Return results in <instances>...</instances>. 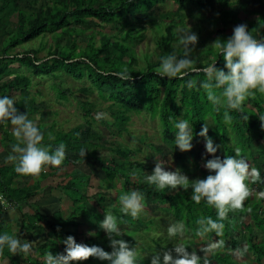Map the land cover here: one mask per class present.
Returning a JSON list of instances; mask_svg holds the SVG:
<instances>
[{
  "label": "trees",
  "instance_id": "obj_1",
  "mask_svg": "<svg viewBox=\"0 0 264 264\" xmlns=\"http://www.w3.org/2000/svg\"><path fill=\"white\" fill-rule=\"evenodd\" d=\"M259 1L262 13H254L249 9L252 0H234V2L231 0H0V41L3 37L7 38L6 44L0 48V96H7L9 93L23 96L30 89L33 77L53 79L55 82L57 74L62 73L76 82H86L101 100L109 102L107 111L112 122L104 120L97 122L90 110L95 105L84 104L83 106L90 107L87 112L82 109L85 124H88L89 120L101 123L110 131L112 137L121 138L127 131L132 115L147 113L152 119L156 118L159 121L161 132V144H159L161 146L149 147L157 155L164 150L168 151L170 156L180 163L181 168L185 169L186 152H181L175 147L176 130L173 122L177 119L189 120L193 128V141L199 143L202 141L204 143V138L196 134L206 123L209 127L208 136L215 144L220 145L219 153L222 154V159L228 155H235V150L239 149L240 155L250 162L252 168L259 170L262 164V159L259 157L264 156V127L261 126L257 116L264 115V94L257 93L248 98L239 112L230 111L232 120L225 124L222 119L223 110L217 112L207 100L204 90L199 87V82L206 78L202 71L191 73L183 80L160 77L157 74L161 56L173 51L178 57L183 56V48L177 42L176 30L187 27L185 18L193 21L194 31L200 36L192 53L195 55L193 66L196 68H203L211 63L223 68V58L211 43L218 36L227 39L230 36L226 35L229 27L244 23L254 38L264 40V2ZM214 2L219 4V8L212 13V17H215L212 23L214 30L209 33L206 31L208 35L202 38L203 30L211 27L210 17L204 18V16ZM233 6L237 9L234 10ZM240 14L243 19L240 18ZM11 16L15 19L14 22L9 21ZM202 26H206L207 29ZM92 27L109 28L113 32L107 34L95 31ZM146 31L157 35L156 48L152 53L141 57V60L145 61V68H141L137 64L138 60L133 49L144 43ZM212 34H216L217 37L211 38ZM46 35H52L55 42L53 48L44 43ZM37 39L40 40L38 46L26 48L29 42ZM79 41L85 42V47L79 46ZM172 45L176 48L172 49L170 47ZM42 51H46L44 58L38 56ZM15 63L20 68L12 69L11 66ZM124 69H127L131 75L130 80H122L115 75ZM189 79L196 82L192 89L186 86ZM54 89L58 97L66 99L64 91H59L55 87ZM80 91L85 93L84 90ZM35 103L34 98L21 99L14 106L20 108L22 113H26L29 119H33L38 112ZM85 124H80L68 132H53V127L44 134L42 143L53 149L59 143H63L65 150L70 152H80L81 148H84L86 154L78 161L92 160L100 165L105 181L113 190L115 189L114 194L110 197L106 196L110 202L106 206L102 205V209L117 217L120 229L123 226L128 227L129 222L134 221L131 226L135 232L133 229L131 234L121 230V238L128 241L130 246L136 247L139 264H149L156 252L169 250L177 242L183 243L188 251L215 245L216 249L207 254L210 264H245L233 258V254L236 253L242 256L252 255L257 264L260 263V259H264V239L261 243L258 242L255 234V229L264 234V219L259 216L264 199H255L256 196H251L245 200L240 209L230 211L222 221L223 229L220 235L215 231H209L197 236L200 227L196 223L197 219L210 216L216 220L215 209L203 200L199 204L192 201L190 186L187 190H172L157 189L154 185L148 184L145 179V169L141 165L129 163L128 154L119 143H114L109 150L111 156L118 158V161L114 158L100 160L98 151L103 150V147L91 143L93 140L97 141V136L92 135L91 140L82 139L83 136L86 137L82 134ZM5 125L6 123L0 124V146H8L11 149V145L16 140L11 133H3L6 129ZM49 132H53V140L47 139ZM203 148L205 149L204 144ZM68 163L69 160L65 157L62 165ZM49 170L53 174L57 171L52 167ZM16 174L14 165L0 166V201L19 210L23 206L21 204L27 206L32 200L35 203V200L40 198L43 192L41 187L39 188L41 181L46 178L50 181L55 179L53 174L41 171L36 178L38 181H34L33 184L22 182L21 187L11 186L10 183L16 179ZM260 175L264 179V174L260 172ZM206 176L207 174L203 173L200 178ZM23 177L33 180L31 176ZM65 177L57 182H50L46 188L50 191H60L70 203L67 216L62 213L65 208L46 218L38 211H33V205L32 214L27 213L22 216L33 219L32 224L25 227L31 230V232L25 230L29 236L36 228L42 229L43 233L50 231L53 235V238L45 239L32 248L31 254L24 255L27 264H43V257L49 252L53 255L63 253L65 245L62 241L69 235L73 236L77 243L96 245L105 251H111L109 240L107 236H103L99 227V222L104 216L92 215L86 208L88 200L84 193L89 186L88 178L82 177L74 182L72 179L75 177ZM256 185L264 191V183L251 182V186ZM132 190L142 193L143 204L149 202L156 211L160 209L165 214L171 215L172 221H168L167 225L181 222L185 229L183 235L178 239L175 238V242L171 245L164 241V238L146 239L142 236L143 233H148L150 228L156 230L159 224L157 219L146 221L142 218L133 219L120 212V196ZM101 202L105 203L104 198ZM7 208L0 203V212ZM39 224L43 226H38ZM82 224L88 227L93 237L79 241L77 233H71L66 229H77ZM148 241L151 244L147 243ZM0 254L9 258L10 264H19L15 259L10 258L11 252L7 248L0 251ZM199 255L202 256L203 253ZM73 264H109V262L89 257L85 261L73 262Z\"/></svg>",
  "mask_w": 264,
  "mask_h": 264
},
{
  "label": "clouds",
  "instance_id": "obj_2",
  "mask_svg": "<svg viewBox=\"0 0 264 264\" xmlns=\"http://www.w3.org/2000/svg\"><path fill=\"white\" fill-rule=\"evenodd\" d=\"M176 32L178 45L183 48V56L178 57L175 51L161 56L157 74L160 77L183 80L191 73L202 71L206 78L199 82V87L204 90L207 100L217 112L223 110L222 119L225 124L232 120L230 111L239 112L248 98L257 93L264 94V40L254 38L246 24L236 25L227 39L217 38L211 43L223 58V68L216 67L214 63L203 68L194 67L192 53L198 41L197 34L189 26L177 29ZM115 75L122 80L132 78L127 69ZM195 85L196 82L191 79L186 84L189 89ZM14 105L12 97L0 96V124H11L12 135L16 140L11 145L12 154L7 157L9 161L15 162L14 171L22 176L36 177L46 166H60L65 159V145L59 143L54 149L44 145L43 132L26 113H20ZM107 115L106 112L100 111L95 114V119L105 120ZM257 117L264 127V115ZM173 127L176 130L175 147L181 152L190 151L194 138L192 124L187 119H177L173 122ZM208 129V125L204 123L196 134L204 138L205 151L212 155V158L207 159L203 165L210 173L205 178L189 181L179 169L166 170V162L160 159L156 160L152 173L145 176L147 183L157 189L187 190L190 186L192 201L199 204L203 200L215 209L216 220L210 216L197 219L196 223L200 226L197 236L209 231H215L220 235L223 229L222 221L230 211L240 209L245 200L254 194L259 199H264L263 189H258L259 185L251 186V182L264 183L260 171L250 167L248 161L240 155L239 149L235 150V155H228L223 159L214 155L220 145L215 144L208 136ZM51 138L49 135V139ZM85 154L86 150L81 148L79 155L84 158ZM246 181H251L249 186ZM119 203L120 212L133 219L138 218L144 211L143 195L135 190L122 194ZM263 207L264 205L262 209ZM259 216L264 219L261 210ZM99 227L109 240L110 252L96 245L77 243L74 237L69 235L62 241L65 245L64 252L55 255L51 252L45 254L43 264H73L85 261L89 257L108 261L109 264H139L137 249L121 238L122 232L115 215L105 212ZM184 230L181 222H175L168 226L167 235L170 239H178ZM255 234L258 242H262L264 234L257 232L256 229ZM5 248L14 255H29L32 245L4 232L0 233V251ZM214 248L215 245L205 247L201 256L191 249L188 251L183 243L177 242L169 250L156 252L149 264H201V261L203 264H210L207 254Z\"/></svg>",
  "mask_w": 264,
  "mask_h": 264
},
{
  "label": "rangeland",
  "instance_id": "obj_3",
  "mask_svg": "<svg viewBox=\"0 0 264 264\" xmlns=\"http://www.w3.org/2000/svg\"><path fill=\"white\" fill-rule=\"evenodd\" d=\"M264 2V0H261ZM231 2H234V0H231ZM219 4L214 2L212 5V8L208 11V13L204 16V18L210 17V26L205 28L206 26H202L204 29L202 33V38L203 36H207V32L214 30V26L212 27V23L215 17H212V13L215 9L219 8ZM234 10L237 9L236 6L232 7ZM249 9L253 11L254 13H262V7L260 5L259 0H252ZM240 18L243 19L242 14H240ZM9 21L14 22L15 19L11 18ZM185 25L187 27L189 26L193 32L194 31V24L193 21L185 18ZM168 23V22H166ZM238 25V24H237ZM229 27L226 31V35H231L232 34V29L235 27ZM185 27V28H187ZM216 27V26H215ZM93 30L111 34L113 31L110 30L109 28L105 29H100V28H95L92 27ZM180 29V28H177ZM196 33V32H195ZM197 34V33H196ZM200 35V34H199ZM52 35H46L44 39V43L46 46H55V42L53 38L51 37ZM198 36V35H197ZM87 37V36H86ZM157 35L150 31H146V39L144 40V43L136 46L134 50V54L137 57V64L141 68H145V61L141 60V57H143L145 54H150L152 53L155 48V39ZM216 34H212L211 38H216ZM200 38V36H198ZM217 38H220L221 40L225 39L223 36H218ZM88 39V37H87ZM7 38L3 37L0 41V48L1 46L6 44ZM40 43V40H34L29 42L26 46V48H34L38 46ZM79 46L82 48L85 47L86 43L83 41H79ZM173 49V45L170 46ZM51 48V49H52ZM176 47H174L175 49ZM19 50V49H18ZM14 51H12L13 53ZM201 54L203 55V50L200 51ZM183 55V53H182ZM40 58L46 57V51H42L38 55ZM195 55H192V58H194ZM12 69H17L20 68L19 65L16 63L13 64ZM1 84V83H0ZM89 85L85 82H76L72 80L70 77H68L65 74L58 73L57 74V79L55 82L53 79H37V78H32V85L30 89L23 95L19 96L16 94H8L7 96H10L13 98L14 102H18L21 99L29 100L31 98L35 99V108L38 109L37 114L34 116L33 119H31L36 126L45 134L46 132L49 131V129L54 127L53 132H68L71 129L75 128L76 126L80 124H85V119L83 118V113L82 109H85V111H89L88 106L94 104L95 107L90 109L92 116L95 117V114L97 112L103 111L106 112L107 114L109 113L107 111V105L109 104L108 101H103L99 98L98 94L93 90L88 87ZM55 88H57L59 91H64L65 92V98H60L57 95V92H55ZM84 90V92L80 91ZM84 104L88 105L87 107L83 106ZM18 111L22 113V110L19 108ZM102 121V120H99ZM97 120V122H99ZM104 121H108L109 123L112 122L109 114L107 115V119ZM95 121L89 120L88 124H85L84 130L82 132L83 135H86V137H82L83 140L90 139L92 135L97 136V141H91L92 144H98L99 146L103 147V150L98 151V155L100 160L106 159L110 160L111 158H114L116 161H118V158L111 156L110 149H112L114 143H119L120 146L122 147L123 150H125L128 154L129 163L136 164V165H141L145 169L146 174H150V172L153 171V168L155 166V162L157 159L163 160L166 162V170H176L179 169L184 175H186L189 179L195 180V179H202L200 178L203 173L209 175L210 173L204 168V163L207 159H211L212 155L207 154L205 149L203 148V141L201 143H197L192 141L193 147L190 151H187L186 154V159L184 161L185 169H182L180 166V163H177L175 159H173L169 152L164 150L161 154H155L153 149H151L149 146L153 145V147L156 146H161L160 138H161V132H160V123L159 121L154 118L152 119L147 113H143L141 115H132L131 116V121L127 125V131L125 134L122 135L121 138L118 137H112L110 134V131L106 129L103 124L97 123ZM89 127H91L89 129ZM5 128L3 130V133H11L12 134V129L13 126L6 123ZM49 132L47 134V139L49 138V135L52 137L50 140H53L52 133ZM209 133V130H208ZM91 140V139H90ZM10 150L9 149H3L0 152V163H6L9 165H12L13 161H9L7 157L10 155ZM12 154V153H11ZM216 156H219L222 159V154L219 153V148L217 152L214 154ZM65 157L69 160L68 165L63 166L62 164L57 167L53 166H46L43 168V172L45 173H50L49 168H56L57 171L53 174L55 179L54 180H49V178H46L45 180L40 182L41 189L43 192L40 195V198L35 200V203L33 204V211H38L42 216L46 218H50L53 213L58 211L59 209H65L62 213L64 216H67L69 214L68 207L70 206V203L65 199L63 194L60 191H55L52 190L50 191L48 185H50V182H57L59 179L61 180L62 178H66L65 176H70V177H75L74 182H77L80 178L86 177L88 178L89 181V186L86 189L84 196L87 198L86 202V208L88 212L92 215L98 214V215H103L104 216V211L102 209V205L106 206L110 202V199L106 196H111V194L115 193V189L113 190L112 186L108 184L107 181H105V175L101 170V167L98 163L88 160V161H78L80 158H82L79 155V152H70L65 150ZM260 159H262V164L259 166V170L261 173L264 174V167H263V162H264V156H260ZM260 161V163H261ZM250 165V162H248ZM252 168V165H250ZM36 177H33V180L31 178L25 179L27 183H32L34 180L38 181ZM22 180V179H21ZM25 180H22L24 183ZM29 181V182H28ZM31 181V182H30ZM251 181H246L248 183V186ZM45 188V189H44ZM118 188V187H117ZM250 188V187H249ZM259 189V188H258ZM50 191V192H49ZM109 193V195H106ZM254 196H256L254 194ZM253 196V197H254ZM251 197V196H250ZM104 198L105 203L102 204L101 200ZM255 199H258L256 196ZM144 205V211L143 213L138 217L142 218L145 221L146 220H152V219H157L158 220V228L156 230H153V228H150L148 233H143L142 236H145L146 239H150L153 237L154 239L157 238H164V241H167L169 245H171L172 242H175V238H169L167 235V228L169 225L166 223L168 221H172V218L170 217L171 215L165 214L163 211H160L158 209L157 211L155 210V207L147 202ZM264 205V201L263 204ZM10 210L11 206L5 204ZM156 206V205H155ZM63 207V208H62ZM261 211H262V216H264V207L262 209L261 206ZM32 212V211H31ZM130 217V216H129ZM137 218V219H138ZM29 223H24L23 225L25 227L29 226L32 224L33 219L32 218H27ZM52 221V219H51ZM82 222H85V220H81ZM160 221V222H159ZM131 224H134V221H130L128 227L123 226L121 230H125L127 233L135 232V229L131 226ZM30 228H24V231L29 230ZM133 229V230H132ZM42 229L36 228L34 229L33 233L31 234L32 236L36 235H42L41 239L42 240H49L53 238V235L50 231H45L44 233L41 232ZM67 231H70L71 233L75 232L79 236V241H83L84 239L92 238L93 234L88 231V227L82 224L79 226L77 229L76 228H68L66 229ZM260 232V231H259ZM25 236L28 238L29 235L25 231ZM103 236H106L105 232L102 230ZM259 235V234H258ZM37 237V236H35ZM25 238V237H24ZM147 243L151 244L150 241ZM261 243V242H260ZM140 244V243H139ZM36 247V246H35ZM34 247V248H35ZM216 248H214L215 250ZM191 251H196L197 254L203 253V249H191ZM190 251V252H191ZM233 258L237 261L243 262L245 264H248L249 261L251 263L249 264H257L255 262V258L252 257V255L248 256H242V255H236L233 254ZM259 264H264V259H260Z\"/></svg>",
  "mask_w": 264,
  "mask_h": 264
},
{
  "label": "crops",
  "instance_id": "obj_4",
  "mask_svg": "<svg viewBox=\"0 0 264 264\" xmlns=\"http://www.w3.org/2000/svg\"><path fill=\"white\" fill-rule=\"evenodd\" d=\"M3 149H6V150L9 149L11 152V149L8 146L7 147H1L0 146V152ZM14 163H15L14 161L12 162V165H9L6 163H3V164L0 163V166L10 167V166H13ZM16 176H17L16 179H14L10 183L11 186L21 187V186H23V183H24L22 180L28 179V177H23L20 174H16ZM34 181L31 184H33ZM25 182H26V180H25ZM33 204H34V201L32 200L30 202V204H28L27 206H25V204H21V206L22 205L23 206L20 208V210L15 207V208H10V210H7V209H9V208H7V209H5V211L0 212V233L7 232L8 234H12L16 237L18 236V238H20L22 242H29L32 245V248H34L41 241H43L41 239V236L35 237V236H38L36 234L34 235V237H31L32 235L29 236L28 238L25 236V234H26L24 231L25 226L23 224L26 222L27 223H29V222L27 221L26 218H23L22 216L27 214V213L32 214L31 206ZM38 226H43V225L39 224ZM10 255H11L10 258L15 259V261L18 262L19 264H27L28 263L26 257L23 254H15L14 255L13 253H11ZM8 259L9 258H7L6 256L0 254V264H10V261Z\"/></svg>",
  "mask_w": 264,
  "mask_h": 264
},
{
  "label": "built area",
  "instance_id": "obj_5",
  "mask_svg": "<svg viewBox=\"0 0 264 264\" xmlns=\"http://www.w3.org/2000/svg\"><path fill=\"white\" fill-rule=\"evenodd\" d=\"M0 203H1V206H5V204H6V203H5L4 201H2V200L0 201Z\"/></svg>",
  "mask_w": 264,
  "mask_h": 264
}]
</instances>
